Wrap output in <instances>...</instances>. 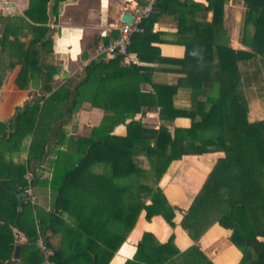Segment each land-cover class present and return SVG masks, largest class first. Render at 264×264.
I'll use <instances>...</instances> for the list:
<instances>
[{
    "label": "trees",
    "instance_id": "1",
    "mask_svg": "<svg viewBox=\"0 0 264 264\" xmlns=\"http://www.w3.org/2000/svg\"><path fill=\"white\" fill-rule=\"evenodd\" d=\"M63 1L30 0L22 12L0 10V88L20 65L15 79L18 88L41 90L43 85V91L49 92L19 107L7 121H0L4 130L1 144L15 147L29 136L30 161L64 154L70 162L60 183L53 176L52 185L58 191L51 210L43 215L39 228L25 230L22 258L43 264L44 254L36 244L38 232L51 247L48 226L54 234L59 233L58 225L64 224L67 250L72 251L51 247L54 264L80 260L108 264L142 209L147 219L161 214L175 225V207L159 185L173 160L222 151L224 155L218 158L181 224L197 241L211 225L219 223L232 230L230 239L243 253L239 264H264V118L250 116L252 92L264 91V0H243L245 24H253L251 51L215 41L213 27L223 25L230 0H156L151 15L140 23L142 31L133 34L128 48L139 64L126 65L121 54L94 56L81 71L54 87L52 81L61 68L49 61L54 53L52 31ZM210 11L213 19L208 21ZM164 13L176 20L175 41L186 47L183 58L163 57L154 44L163 41L153 26ZM117 35L118 30L113 31L97 44ZM161 63L169 66L159 67ZM125 68L127 75L113 73L115 69L125 72ZM157 70L171 72L172 82L154 81ZM143 83H151L152 88H143ZM182 87L190 90L189 109L174 102ZM84 99L104 110L100 124L87 136L72 133L66 139L67 147L54 151L52 145L59 143L60 132ZM156 110L161 124L147 127L141 116ZM130 113L141 116L126 123V134L111 133L115 115ZM179 116L191 118V125L167 124ZM33 180L22 179L20 188L0 179V237L13 236L12 226H18L23 200L19 194L26 192ZM16 245L0 238V264L12 262ZM125 264L214 263L196 244L181 251L174 235L161 243L145 231L134 259Z\"/></svg>",
    "mask_w": 264,
    "mask_h": 264
},
{
    "label": "crops",
    "instance_id": "2",
    "mask_svg": "<svg viewBox=\"0 0 264 264\" xmlns=\"http://www.w3.org/2000/svg\"><path fill=\"white\" fill-rule=\"evenodd\" d=\"M146 0H65L61 3L62 14L59 16L61 31L55 35L54 54L55 58L67 60L66 67H70L72 74L81 71L83 67L95 56L97 41L104 36H111L113 31L118 30L122 24L121 15L124 11L129 12L136 2L140 4ZM207 3V0H195ZM30 0H0V9L22 12L28 7ZM246 6L243 0H230L225 6L224 23L222 26H214L213 34L215 41L219 44H227L234 49L251 51V40L253 38V24H245ZM130 13V12H129ZM62 18V19H61ZM213 19V12L210 11L207 20ZM252 25V26H251ZM252 27V28H251ZM176 20L174 16L164 13L159 17L153 26V32L159 33L158 36L163 41L154 44L159 46V51L163 57L183 58L186 47L179 44L176 39ZM101 42V41H100ZM84 45V46H83ZM86 54V56H85ZM126 65H129L126 63ZM65 66V65H64ZM63 66V67H64ZM130 66V65H129ZM168 67V64L161 63L159 67ZM20 67L17 66L9 76V79L1 88L0 98V121H7L15 115L19 107H23L27 102H31L36 97L35 92L31 95L28 89H20L16 85L15 78ZM65 72V70H64ZM119 69L114 70V74L127 75L120 73ZM70 75V76H71ZM153 80L156 82L171 81L172 73L157 70L153 73ZM143 88L150 90L151 83H143ZM250 100L252 118H264V91L255 90ZM34 96V97H32ZM32 98V99H30ZM175 105L181 109L191 107V96L188 88L182 87L175 94ZM80 111L73 112L71 120L63 127L60 132L59 143H54L52 149L64 150L67 147L66 139L72 133L90 135L94 126L100 124L104 110L100 107L91 106L88 100L82 101ZM132 115V118H139L140 113L116 114L115 126L111 133L126 134V123L130 119L125 116ZM147 118L161 124L158 110L147 111ZM125 117V119H124ZM129 118V117H127ZM122 120L123 123H122ZM125 122V123H124ZM168 125L189 127L191 118L179 116L174 122H167ZM0 127V134L3 133ZM30 137L26 136L21 144L15 147L1 144L0 140V179L10 180L13 187H20L22 179L32 178V195H22V203L19 207L18 226H12L13 236H1V239L11 241L21 245L20 255L16 257L12 254V262L6 260L8 264H37V261L25 260L22 258V244L27 242L25 230L30 227L39 228V223L43 215L49 212L53 206V201L58 188L52 185L53 176L56 183H60L64 177V170L70 162L66 161L64 154L57 158V155L30 161V150L27 144ZM37 153V150L34 151ZM39 155V152L37 153ZM222 151L208 152L204 154L184 155L181 159L173 160L167 171L161 178L159 185L166 194L170 204L175 207V225H170L161 214L153 215L151 219L146 218V210L142 209L133 228L129 231L126 239L120 245L108 264H125L127 260L134 259L138 248V243L142 239L145 231L155 235V238L165 243L171 235L177 248L181 251L187 250L193 244L198 245L205 256L214 264H239L243 253L235 245L230 237L232 230L219 223L211 225L201 237L195 241L183 228L181 221L185 212L191 206L195 196L198 194L205 183L209 173L214 168L219 157L223 156ZM31 167V170H29ZM31 171V172H30ZM30 172V173H29ZM34 177L36 178H33ZM74 195H66V197ZM32 201V202H31ZM150 202V200H148ZM2 223V222H1ZM46 224V222H45ZM59 233H51L48 226L46 236L51 247H63L68 249L66 235L63 232L65 225L60 224ZM16 247V246H15ZM53 249V248H52ZM72 251L71 249L67 250ZM4 263V262H3ZM71 264H87L85 260Z\"/></svg>",
    "mask_w": 264,
    "mask_h": 264
},
{
    "label": "built area",
    "instance_id": "3",
    "mask_svg": "<svg viewBox=\"0 0 264 264\" xmlns=\"http://www.w3.org/2000/svg\"><path fill=\"white\" fill-rule=\"evenodd\" d=\"M155 5L156 0H146L142 4L136 2L135 6L129 10L134 16L133 23L122 22L118 27V35L116 37H112L106 42L101 41L96 45L95 56L105 55L107 58H114L116 55L121 54L125 56L127 64H139V58L134 53H131L128 48L132 42L133 34L142 31L140 23L151 15ZM26 193L32 195L31 184L26 189ZM36 244L44 254L43 264H54L52 259L54 250L48 246L41 232H38Z\"/></svg>",
    "mask_w": 264,
    "mask_h": 264
},
{
    "label": "rangeland",
    "instance_id": "4",
    "mask_svg": "<svg viewBox=\"0 0 264 264\" xmlns=\"http://www.w3.org/2000/svg\"><path fill=\"white\" fill-rule=\"evenodd\" d=\"M63 9V8H62ZM62 9L60 8V14H62L61 12H62ZM1 11H3L2 9H0ZM15 11V10H14ZM6 12V11H5ZM60 14H59V16H60ZM62 19V18H61ZM60 25V22L58 21L57 23H55V24H53V26H54V29L55 30H53L52 31V33H53V42H54V45H55V35L56 34H60V31H61V27L59 26ZM252 26V25H251ZM252 28V27H251ZM54 45H53V51H54ZM84 46V45H83ZM53 55V57H51L50 58V63H52V64H56V65H58L61 69H60V71L56 74V76H55V80L54 81H52V84L54 85V87L56 86V87H59L60 85H62L63 83H64V80L67 78V77H69L70 75H71V73H72V71H71V69H70V67H66V64H67V60H65V58L64 59H62L61 60V58H55V54L53 53L52 54ZM65 65V66H64ZM17 66H19V67H21L20 65H17ZM17 66H16V68H17ZM64 66V67H63ZM64 70H65V72H64ZM16 76H17V74H16ZM8 79H9V77H8ZM16 79V78H15ZM7 82V81H6ZM17 85V84H16ZM42 86L43 85H41V90H40V87H39V89L38 88H29L28 90H30L31 91V95L33 94V92H35V94H36V96L37 95H40V94H42V93H44L45 95H49L48 93L49 92H46V91H43V88H42ZM0 90H1V88H0ZM1 96H2V92L0 91V98H1ZM32 97H34V96H32ZM35 98V97H34ZM30 99H32V98H30ZM33 101V100H32ZM82 107V105L81 104H79L78 105V107ZM76 110V109H75ZM78 111H80V109H77ZM78 111H76V113L78 112ZM261 116H264V115H261ZM126 117V119H130L131 120V118H132V115H130V116H125ZM125 117H124V119H125ZM127 117H129V118H127ZM141 118H147V116H141ZM129 120V121H130ZM123 121L124 120H122V123H123ZM128 121V122H129ZM125 123V122H124ZM156 124H157V122L156 121H154L153 119H150V118H148V119H145V121H144V125H146L147 127H155L156 126ZM145 165H147L146 163H145ZM29 170H31V167H29ZM31 172V171H30ZM29 172V173H30ZM32 202V201H31Z\"/></svg>",
    "mask_w": 264,
    "mask_h": 264
},
{
    "label": "water",
    "instance_id": "5",
    "mask_svg": "<svg viewBox=\"0 0 264 264\" xmlns=\"http://www.w3.org/2000/svg\"><path fill=\"white\" fill-rule=\"evenodd\" d=\"M133 20H134V16L131 13H129L127 11H124L122 13V15H121V21L122 22L131 24V23H133ZM25 194H26L25 192H22V193L19 194V197L22 196V195L25 196ZM20 251H21V245L20 244H17L16 247H15V253H14V255L16 257H18L20 255Z\"/></svg>",
    "mask_w": 264,
    "mask_h": 264
}]
</instances>
